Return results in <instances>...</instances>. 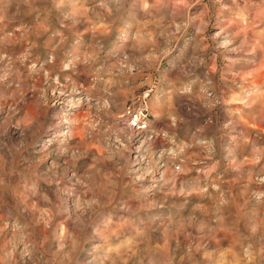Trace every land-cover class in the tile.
<instances>
[{"label":"rangeland","instance_id":"374dc122","mask_svg":"<svg viewBox=\"0 0 264 264\" xmlns=\"http://www.w3.org/2000/svg\"><path fill=\"white\" fill-rule=\"evenodd\" d=\"M0 264H264V0H0Z\"/></svg>","mask_w":264,"mask_h":264},{"label":"built area","instance_id":"2783aa9c","mask_svg":"<svg viewBox=\"0 0 264 264\" xmlns=\"http://www.w3.org/2000/svg\"><path fill=\"white\" fill-rule=\"evenodd\" d=\"M128 120L131 119V123L133 125H136L138 128H142L146 126V117L145 114H143L141 111L137 110H129L127 115Z\"/></svg>","mask_w":264,"mask_h":264}]
</instances>
